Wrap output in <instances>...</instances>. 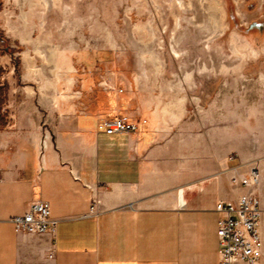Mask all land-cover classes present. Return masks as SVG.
Returning <instances> with one entry per match:
<instances>
[{"label": "crops", "instance_id": "1", "mask_svg": "<svg viewBox=\"0 0 264 264\" xmlns=\"http://www.w3.org/2000/svg\"><path fill=\"white\" fill-rule=\"evenodd\" d=\"M31 89L13 88L0 108V264H218L214 206L251 192L231 182L247 173L189 157L157 118L146 135L153 114L135 132L99 131L103 120L131 115L113 92L89 106L71 83ZM38 199L55 230L15 232L8 219Z\"/></svg>", "mask_w": 264, "mask_h": 264}, {"label": "rangeland", "instance_id": "2", "mask_svg": "<svg viewBox=\"0 0 264 264\" xmlns=\"http://www.w3.org/2000/svg\"><path fill=\"white\" fill-rule=\"evenodd\" d=\"M216 1L61 0L42 13L32 0H0V108L13 88L54 83L56 70L57 88L71 83L82 105L113 92L136 121L153 114L146 135L157 118L189 157L256 168L264 189V0ZM24 52L41 75L25 76Z\"/></svg>", "mask_w": 264, "mask_h": 264}, {"label": "built area", "instance_id": "3", "mask_svg": "<svg viewBox=\"0 0 264 264\" xmlns=\"http://www.w3.org/2000/svg\"><path fill=\"white\" fill-rule=\"evenodd\" d=\"M98 130L107 135L131 133L138 130V122L126 114H119L103 120ZM42 146H45V140ZM258 177L259 171L251 168L245 176H232L231 182L253 188ZM214 211L218 213V264H259L264 251L259 196L251 191L235 202L218 201ZM8 221L13 224L15 232L35 235L53 232L57 224V220L50 216L49 203L41 199L31 202L23 213L10 217Z\"/></svg>", "mask_w": 264, "mask_h": 264}, {"label": "bare ground", "instance_id": "4", "mask_svg": "<svg viewBox=\"0 0 264 264\" xmlns=\"http://www.w3.org/2000/svg\"><path fill=\"white\" fill-rule=\"evenodd\" d=\"M214 2L217 5H219V2H217L216 0H214ZM30 4L33 5L35 7V9H40L42 11V13H45L50 8V6H56V7H59L61 9V0H32V3H30ZM13 32L16 35H19L21 37V40L22 41L29 40V38L26 35V32H18V31H13ZM43 40H45V37L44 38H41L40 37L39 38V43L43 42ZM35 52H36V54L38 56L41 55V51H40V49L38 47L35 48ZM24 58L27 61V64H26L27 65V72H26V75L25 76L28 77V78H31L32 75H34V74H40L41 75L40 70H38L35 67V64H34V61L35 60L33 61V59H35V57L32 58V57L29 56L28 53L24 52ZM58 58H59V52L57 51L56 47L51 48V59L54 60V62L56 64L59 62L58 61ZM60 64H62V63H59V65ZM65 67L69 68L68 65H65ZM54 73H55V78H54V81L55 82L54 83H51V84L49 83L48 86L51 85V86L57 87L59 85V78H58L59 77L58 76V73L59 72L57 73L56 70H54ZM28 90H32L31 87H28Z\"/></svg>", "mask_w": 264, "mask_h": 264}]
</instances>
